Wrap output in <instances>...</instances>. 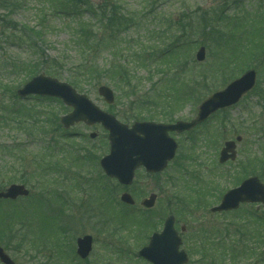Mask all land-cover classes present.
<instances>
[{
    "label": "rangeland",
    "instance_id": "1",
    "mask_svg": "<svg viewBox=\"0 0 264 264\" xmlns=\"http://www.w3.org/2000/svg\"><path fill=\"white\" fill-rule=\"evenodd\" d=\"M12 1L0 0V191L12 183H24L31 191L27 198L0 200V216L8 220L0 222V234L4 225L13 230L0 242L16 264H151L138 251L153 231L162 230L169 213L176 216L179 231L185 227L181 234L190 263L264 264V206L244 204L227 214L210 211L219 204L220 191L224 194L259 165L264 181V63L239 55L264 45V0H108L128 17L111 28L86 6L76 7L82 16L69 15L72 4L57 11L68 7L62 6L67 0ZM108 1L90 0V5L102 9ZM204 13L207 19L201 21ZM81 24L94 25L89 27L101 39L116 33V45L103 46L99 39L82 49ZM175 40L178 48L159 58ZM202 45L206 58L200 62L196 53ZM86 60H95L99 72H80L78 65ZM251 67L257 70V85L237 105L189 135H174L177 155L162 173L137 171L128 189L137 200L133 207L121 202L125 190L120 185L113 188L115 203L103 202L98 166L109 144L101 125L77 123L64 129L60 117L69 110L61 101L14 97L33 75L46 73L73 84L128 124L189 120L206 97ZM101 84L115 91L114 104L99 94ZM92 132L98 134L94 139ZM237 135L243 140L236 161L219 164L224 142ZM56 189L73 197L66 214L55 200L50 209L36 201L59 195ZM152 192L158 195L156 205L143 212L141 200ZM123 209L140 214L126 217ZM145 218L152 220L151 227ZM107 219L111 226L105 227ZM238 225L253 234L252 240L235 232ZM86 233L95 244L81 263L73 259L71 241Z\"/></svg>",
    "mask_w": 264,
    "mask_h": 264
},
{
    "label": "water",
    "instance_id": "2",
    "mask_svg": "<svg viewBox=\"0 0 264 264\" xmlns=\"http://www.w3.org/2000/svg\"><path fill=\"white\" fill-rule=\"evenodd\" d=\"M205 57L206 49L202 46L196 58L198 61H203ZM256 79V70H247L224 89L216 91L205 99L199 106L197 117L191 121L179 120L174 124L136 122L131 128L118 121L114 115L101 110L85 94L78 93L70 84L51 76L44 74L35 76L18 90V94L22 97L40 94L61 98L66 105L74 108L72 112L61 118L66 128L80 121L90 125L102 123L110 132L111 152L101 159V166L108 176L115 177L121 184L128 185L132 183L135 170L140 166H144L149 172H159L166 168L177 149V143L169 136V131L190 130L217 110L237 103L255 86ZM99 93L108 103L114 102V92L110 87L102 85ZM91 136L95 137V134ZM237 140L240 141L241 137ZM236 155L235 141H227L221 151L220 162L235 159ZM28 194L29 190L25 185L11 184L5 191L0 192V198L16 199ZM156 198V194H152L143 201V205L152 207ZM122 200L134 203L128 193L122 195ZM241 202L264 203V183L258 177L248 178L239 187L228 191L221 205L213 211L237 208ZM92 241L90 235L78 239L77 252L82 258H86L91 252ZM181 244V237L174 226V216L171 215L166 219L163 231L154 233L149 245L142 248L139 254L153 264H185L188 255L185 250L180 249ZM0 259L5 264H15L1 246Z\"/></svg>",
    "mask_w": 264,
    "mask_h": 264
},
{
    "label": "trees",
    "instance_id": "3",
    "mask_svg": "<svg viewBox=\"0 0 264 264\" xmlns=\"http://www.w3.org/2000/svg\"><path fill=\"white\" fill-rule=\"evenodd\" d=\"M70 1L68 0L69 3H66V4H73L75 6H79L83 0H70ZM5 6L7 8L11 7L10 4H8V5L5 4ZM99 11H101L102 15L104 17H106V20H107V25L105 26L106 28H111V26H114V25L119 26V25L122 24V20L124 19V16L121 14L120 9H119V7L116 4L109 5V3H107V4H105V6L102 9H99ZM203 20L206 21V18L204 16V14L202 15V20L201 21H203ZM82 28H81L82 29L81 31L85 34L84 36L86 38L81 36L80 41H79L80 42L79 45L81 46L82 49L85 48L86 46L90 48V43L96 42L95 34L93 33V29L91 27H85L84 26ZM220 36H222V35H220ZM116 42H117V37H115L114 39L108 38V43H112V45L113 44L116 45ZM177 44H179V43L175 40V42L171 46H176V48H177ZM82 45H83V47H82ZM257 46L258 45L253 46V47L251 46L250 48L246 49V52H245V50H243L242 51L243 53H241L239 55H245L246 58L251 57V58H253V60L256 58L257 63L262 65L264 63V45H259L258 47ZM166 51H168V50L166 49ZM239 55L236 54L234 56H235V58L238 57V60L240 61ZM173 59H175V57L170 59V60L173 61ZM238 60H237V62H238ZM94 61L91 60V61L88 62L86 60L83 63H80L78 65L79 71L80 72H82L81 70L85 71L84 73L88 74V76L91 73H93V72H96V71L99 72V66L94 64ZM237 62L235 64H238ZM35 72H37V71L35 70ZM1 214L2 215L0 216V222H6V220H7L6 215L4 213H1ZM4 216H5V218H4ZM7 222H8V220H7ZM10 223H11V221H10ZM3 229L5 231L1 230L2 232L0 234V241H1V238H6V235L11 234V231H13V230H11L12 227L8 228L7 225H4Z\"/></svg>",
    "mask_w": 264,
    "mask_h": 264
},
{
    "label": "flooded vegetation",
    "instance_id": "4",
    "mask_svg": "<svg viewBox=\"0 0 264 264\" xmlns=\"http://www.w3.org/2000/svg\"><path fill=\"white\" fill-rule=\"evenodd\" d=\"M239 184H240V182H236V183H235V186L232 187V188L237 187ZM232 188H230V189H232ZM228 190H229V189H228ZM223 192H224V191H222V193H223ZM222 193H221V194H222ZM220 196H221V195H220ZM220 196H219V199L221 198ZM219 203H220V202H219ZM217 205H218V204H217ZM243 205H244V204L239 205V208H240L241 206H243ZM245 205H246V204H245ZM257 206H258L259 208L261 207L260 204H258ZM212 207H213V206H212ZM212 207H211V208H212ZM211 208H210V211H211ZM239 208H238V209H239ZM235 210H236V209H235ZM235 210H228V211H226V212H215V213H213V212L211 211V213L214 214V215H216V214H223V213L227 214L228 212H232V211H235ZM254 217H257V216L255 215ZM176 224H177V223H176ZM182 227H183V226H182ZM176 228H177V226H176ZM184 228H185V227H184ZM241 230H242V229H241L240 227H237V228L235 229V232H238V233L240 234V236H241V235L243 234V232H242Z\"/></svg>",
    "mask_w": 264,
    "mask_h": 264
}]
</instances>
